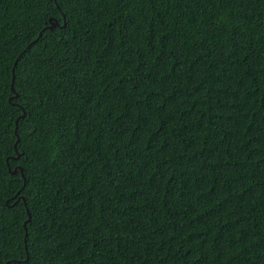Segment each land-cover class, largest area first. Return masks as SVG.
<instances>
[{
  "label": "trees",
  "instance_id": "16d2710c",
  "mask_svg": "<svg viewBox=\"0 0 264 264\" xmlns=\"http://www.w3.org/2000/svg\"><path fill=\"white\" fill-rule=\"evenodd\" d=\"M0 264H264V0H0Z\"/></svg>",
  "mask_w": 264,
  "mask_h": 264
},
{
  "label": "water",
  "instance_id": "95a60500",
  "mask_svg": "<svg viewBox=\"0 0 264 264\" xmlns=\"http://www.w3.org/2000/svg\"><path fill=\"white\" fill-rule=\"evenodd\" d=\"M50 22H51V25L50 26H48L49 28H51V29H53V28H55L56 26H59V23L58 22H53L52 21V19L50 20ZM42 35V32H41V34H40V36ZM23 116H25V113L23 114ZM22 116V117H23ZM17 123H18V120H17ZM16 131H17V127H16ZM19 141V140H18ZM18 143V142H17ZM19 170V168H16L14 171H13V173H16L17 171ZM30 216V215H29ZM30 218L31 217H29V220L26 222V224L30 221ZM25 224V225H26Z\"/></svg>",
  "mask_w": 264,
  "mask_h": 264
}]
</instances>
